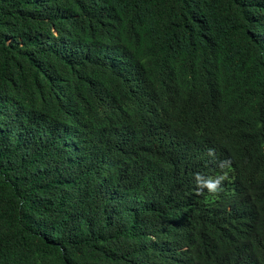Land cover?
Wrapping results in <instances>:
<instances>
[{"label":"trees","instance_id":"16d2710c","mask_svg":"<svg viewBox=\"0 0 264 264\" xmlns=\"http://www.w3.org/2000/svg\"><path fill=\"white\" fill-rule=\"evenodd\" d=\"M0 264H264V0H0Z\"/></svg>","mask_w":264,"mask_h":264},{"label":"clouds","instance_id":"9594fccd","mask_svg":"<svg viewBox=\"0 0 264 264\" xmlns=\"http://www.w3.org/2000/svg\"><path fill=\"white\" fill-rule=\"evenodd\" d=\"M209 154H212V150H209ZM224 179V177H220L219 179L215 181H202L199 177V174H197V184L200 191H202L204 188H207L209 192L216 193L220 191V183Z\"/></svg>","mask_w":264,"mask_h":264}]
</instances>
